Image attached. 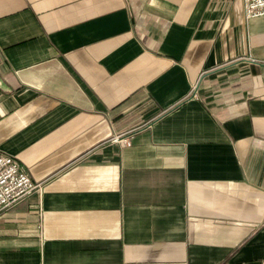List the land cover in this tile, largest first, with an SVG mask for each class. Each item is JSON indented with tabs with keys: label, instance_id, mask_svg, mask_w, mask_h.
Returning a JSON list of instances; mask_svg holds the SVG:
<instances>
[{
	"label": "crops",
	"instance_id": "obj_1",
	"mask_svg": "<svg viewBox=\"0 0 264 264\" xmlns=\"http://www.w3.org/2000/svg\"><path fill=\"white\" fill-rule=\"evenodd\" d=\"M0 152V264H264V13L0 0Z\"/></svg>",
	"mask_w": 264,
	"mask_h": 264
},
{
	"label": "built area",
	"instance_id": "obj_2",
	"mask_svg": "<svg viewBox=\"0 0 264 264\" xmlns=\"http://www.w3.org/2000/svg\"><path fill=\"white\" fill-rule=\"evenodd\" d=\"M243 7L247 16L264 13V0H243ZM192 83L190 92L194 91ZM111 138L115 141L129 142L126 131L114 133ZM42 191L41 181L34 180L29 172L11 154L0 152V209L9 206L29 193Z\"/></svg>",
	"mask_w": 264,
	"mask_h": 264
}]
</instances>
